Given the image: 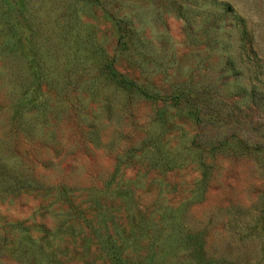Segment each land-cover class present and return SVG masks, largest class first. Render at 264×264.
I'll list each match as a JSON object with an SVG mask.
<instances>
[{
  "label": "rangeland",
  "instance_id": "1",
  "mask_svg": "<svg viewBox=\"0 0 264 264\" xmlns=\"http://www.w3.org/2000/svg\"><path fill=\"white\" fill-rule=\"evenodd\" d=\"M116 254L264 264V0H0V264Z\"/></svg>",
  "mask_w": 264,
  "mask_h": 264
},
{
  "label": "trees",
  "instance_id": "2",
  "mask_svg": "<svg viewBox=\"0 0 264 264\" xmlns=\"http://www.w3.org/2000/svg\"><path fill=\"white\" fill-rule=\"evenodd\" d=\"M225 9L229 10L231 9L230 5L225 4ZM105 74L107 77H109L116 86L120 87L123 90H128L133 93L142 95V96H148V97H154L152 93H149L146 91L142 86H140L135 80L127 77L123 72L119 71L117 67L115 66L114 60H108L104 67H103ZM182 92L178 90V92L172 97V103L171 106L178 107L179 104L182 103ZM185 101L190 104L187 99ZM191 105V104H190ZM187 116L191 119L199 120V114H200V109L193 105V108L187 111ZM114 259L116 261V264H124L120 256L117 254L114 255Z\"/></svg>",
  "mask_w": 264,
  "mask_h": 264
}]
</instances>
